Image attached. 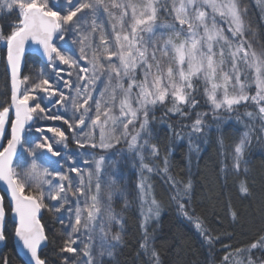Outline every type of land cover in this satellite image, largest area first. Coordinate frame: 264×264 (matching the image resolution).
Instances as JSON below:
<instances>
[{"label": "snow or ice", "instance_id": "obj_1", "mask_svg": "<svg viewBox=\"0 0 264 264\" xmlns=\"http://www.w3.org/2000/svg\"><path fill=\"white\" fill-rule=\"evenodd\" d=\"M66 3L68 10L62 14L49 6V0H0V11L5 7L9 11L19 10L18 23L10 34L5 36L0 30V41L7 45L12 80L11 104L0 107V136L5 134L6 125L11 128L7 145H0V182L6 186L9 206L15 214V237L19 246L14 251L18 264H48L40 254L42 245L49 239L39 218L44 208L54 215L67 210L71 231L59 252L77 254L74 264H109L105 257L114 256L121 239L119 234L108 238L111 226L122 224L111 207V191L107 205L101 200V173L106 164L114 167L116 162L100 156L93 157L94 171L77 166H69L67 172L52 168L51 157L63 159L65 155L55 145L63 144L67 148L69 137L59 127H36L40 135L34 144L30 143L24 133L31 131L30 122L34 119L62 120L80 149L107 150L123 140L148 173L153 168L145 162V151L153 158L159 155L158 146L150 143L145 135L153 109L170 103L169 113L186 115L185 108L191 110L198 106L197 81H203L204 95L214 115L221 109L232 112L252 102L258 108L261 130H264V50L257 53L245 38L247 25L239 0H80L75 5L73 0H66ZM161 12L170 17L168 22H159ZM104 16L110 31L105 27ZM217 17L228 24L226 31L230 36L219 26ZM73 25L72 42L79 45L78 57L71 49L55 43L57 39L64 41L65 26ZM29 42L42 49L47 66L68 89L67 94L43 72L42 78L30 88L27 87L29 77L20 78L21 57ZM57 61L67 66L68 78ZM21 85H25L23 90ZM252 85L255 94L250 95L248 89ZM48 105L60 106L65 113L71 111V117L52 113ZM13 109L14 118L10 114ZM203 115L206 114L197 113L190 138L192 133L203 131ZM245 115L250 120L257 119L253 112ZM250 139V133L245 132L234 148L236 171L240 169ZM79 155L85 157V165L90 164L86 152ZM67 159L71 161L73 157ZM161 171L168 173L167 158ZM169 181L174 189L172 199L187 216L184 199L191 191V183L172 177ZM138 188L141 227L145 230L141 248L159 264L158 253L150 251L147 234L149 221L159 215V205L154 197L150 198L151 185L142 181ZM240 191L248 193L245 183L240 184ZM70 197L75 200L74 209ZM3 201L4 197L0 196V242L7 239L3 230L6 217ZM102 208L106 211L107 226L101 217ZM56 218L62 226L65 224L62 216L56 215ZM196 227L211 241L199 220ZM80 236L87 239L82 249L74 246ZM255 249L264 250V237L248 249L237 251L238 254L247 251V264H257L252 258ZM81 253L86 260L79 258ZM228 259L226 256L225 261ZM0 264H9L8 257L0 256ZM61 264H70V258L63 257Z\"/></svg>", "mask_w": 264, "mask_h": 264}, {"label": "trees", "instance_id": "obj_2", "mask_svg": "<svg viewBox=\"0 0 264 264\" xmlns=\"http://www.w3.org/2000/svg\"><path fill=\"white\" fill-rule=\"evenodd\" d=\"M50 7L57 11L61 8L53 6V3H50ZM251 11L254 14L258 13L257 4H253ZM160 15L161 21L169 18L163 12ZM18 17V10L9 13L0 12V30L5 36L10 34L12 28L18 23ZM74 28L75 25L70 29L72 34H75ZM257 30L261 47L264 48L263 21L259 22ZM65 31L68 33L67 29ZM65 37L64 41L57 40L56 42L61 48H67L65 41L68 39V34H65ZM70 40L73 41L71 38ZM98 41L99 34L97 33L96 42ZM73 45L76 46L72 42L71 46ZM71 53L75 54L73 49ZM4 60L5 49H0V107L10 105L9 80ZM56 63L58 67L64 69L65 66L59 65L58 61ZM37 68H40V72L34 75V70ZM50 71L47 63L28 54L25 57L22 78L29 77L27 83L29 87L30 84L33 85L42 78L40 73L43 72L45 77L52 76L53 82L59 83L61 90L67 94L68 89L63 87L62 81L57 80L55 72L47 76ZM63 75L68 78L66 72ZM72 79L74 80L75 76ZM198 83L199 91L196 96L198 106L195 109L185 108L186 115L184 116L173 115L167 111L170 107L169 103L166 107L156 106L150 116L148 126L150 142L159 148V155L151 160L153 172L147 178L151 185V196L159 205V215L154 216L147 226L150 251L155 250L158 253L159 264H238L239 261L247 264V251H240L238 254L237 250H246L253 242L264 237V130H261L262 121L258 118L257 106L249 102L238 106L232 112L220 110L215 115L207 113L209 104L204 95L205 86H201L200 81ZM246 112L257 114V119L250 120L245 115ZM62 113L66 118L71 117V111L65 113L64 110ZM197 113L206 114L203 115V131L192 133L190 138L191 124L196 119ZM46 127L61 128L69 137L67 146L69 148L78 147L72 140V132L67 130V125L62 120L53 121ZM245 132L250 133L251 139L245 147L242 158L244 169L235 171L231 167L229 150L236 137L239 134L244 135ZM96 136L98 139V131ZM55 147L61 151V147ZM82 150L95 155L112 152L120 154L119 171L112 174L103 173L100 178L102 203L104 205L109 203L108 194L111 191V207L122 221L121 225L111 226L108 238L111 239L113 235L119 234L121 239L114 250V256L105 257V259L109 261V264H155L150 254L146 255L141 248L145 230L141 227L143 217L137 188L139 158L128 151L125 141L107 150L99 148ZM56 158L51 159L53 162L51 167L63 172H67L69 166L82 169L86 167L82 158L71 161L66 156L63 159ZM165 158L168 161L167 174L161 171L164 168ZM70 175L75 177L74 173ZM169 177L182 183H191V191L184 199L187 216L180 211L177 202L172 199L174 189ZM49 179L56 178L50 177ZM78 181L79 178L76 177V182ZM241 183H245L248 187L247 194L241 193ZM70 199L73 201L71 207L74 208V198L70 197ZM5 207L4 232L7 239L6 246L0 249V256H7L9 264H18L13 241L15 225L11 220L10 207L7 202H5ZM101 212L107 226L105 209L102 208ZM56 215L64 219L63 226ZM56 215L48 208L41 211L40 221L49 239L40 254L42 258L47 259L48 264H61L62 258L68 255L72 256L70 264H74L73 261H76L77 254L59 252L70 232L69 214L67 210H64ZM197 220L203 225L211 241L197 229ZM81 240L83 241L82 238ZM81 245L82 243H79L75 246L80 249ZM226 256L229 257L227 261H225ZM252 258L260 264V261L264 260V250H253Z\"/></svg>", "mask_w": 264, "mask_h": 264}, {"label": "rangeland", "instance_id": "obj_3", "mask_svg": "<svg viewBox=\"0 0 264 264\" xmlns=\"http://www.w3.org/2000/svg\"><path fill=\"white\" fill-rule=\"evenodd\" d=\"M50 1V3H52V0H49ZM80 2V0H73V4L75 5L76 3H79ZM50 3H49V6H50ZM239 3H240V7H241V9L244 11V20H245V22H246V25H247V31H246V34H245V38L246 39H248L251 43H252V45H253V49L255 50V51H257V53H260L262 50H264V48H262L261 47V41H260V36H259V34H258V30H257V27L259 26V22H261V21H263L264 22V2H261V0H239ZM253 4H257V7H258V13L257 14H254L251 10H252V6H253ZM57 6H59V7H61L60 8V11H61V13H65L67 10H68V5H67V3H66V0H56V7ZM16 10H18V9H16ZM210 11V10H209ZM1 13H9L10 11L5 7L2 11H0ZM18 12H19V10H18ZM163 15V14H162ZM168 17V16H167ZM103 19H104V21H105V27L110 31V27L108 26V23H107V17L106 16H104L103 17ZM169 19H170V17L168 18V19H165V20H163V21H159L160 23H166V22H168L169 21ZM217 20L219 21V26L220 27H222V28H224L225 29V31L227 30V27H228V24L226 23V22H224V21H222V20H220V18L219 17H217ZM261 20V21H260ZM68 30V33L65 31V34H68V39L65 41V45L67 46V48L68 49H73L74 50V52H75V56H79V45L78 44H76V46L75 45H73V46H71L72 45V41L70 40V38L71 39H74L75 38V34H72L71 32H70V29L71 28H69L68 26H65V30ZM161 31H166V30H161ZM226 34H228L229 36H230V33H227V31H226ZM66 38V37H65ZM56 42H58V41H56ZM5 47H6V43L5 42H3V41H0V49H5ZM58 66V65H57ZM61 66H65V65H61ZM40 67V66H39ZM64 69H66L67 70V66H65V67H63ZM50 73H48L47 74V76L49 75V76H51L52 74L51 73H53L54 71H53V69L52 68H50ZM66 70H65V72H66ZM33 70H31V72H32ZM34 75H36V74H38L39 72H40V68H37V69H35L34 70ZM52 77V76H51ZM35 81V80H34ZM33 81V82H34ZM199 81H197L196 83H197V85L199 84L198 83ZM200 85L201 86H204V83H203V81H200ZM32 85L30 84V86H29V88L31 87ZM199 86V85H198ZM24 87H25V85H22V90L24 89ZM248 92H249V94L250 95H253V94H255V86L254 85H252V87L251 88H249L248 89ZM40 95V94H39ZM43 95V94H42ZM42 95H40V96H42ZM196 96H198V93L196 94ZM250 104H252L253 105V103L252 102H249ZM169 103H166L165 105H162L163 107H166L167 105H168ZM207 104H209V106H208V111H207V113H209V114H212L213 113V108H212V106L210 105V103H208L207 102ZM158 106V105H157ZM254 106V105H253ZM49 109L51 110V112L52 113H56V114H61L63 111H64V109L63 108H61L60 106H58V107H55V106H53V105H49ZM221 110H225V109H221ZM220 111V110H219ZM118 114V113H117ZM55 122V121H57V120H47V119H43V118H36V119H34V121H33V123H32V127H31V131H26V133H25V139L27 140V141H29L30 143H32V144H34L35 143V141H36V139L39 137V133H37L36 131H35V129H36V127H42V128H46V126L48 125V124H50V123H52V122ZM138 125V124H137ZM139 126V125H138ZM47 135L49 136V137H51L52 136V134L51 133H47ZM146 135V137L147 138H149V140H150V132H149V129H148V133H146L145 134ZM242 136H243V134L242 135H238L237 137H236V139H235V141H234V143L232 144V146H231V148H230V150H229V158H230V162H231V167L235 170V168H234V163H235V159H234V157H235V153H234V148H235V146H236V144L237 143H239V141H240V139L242 138ZM121 142H123V140L121 141ZM120 142V143H121ZM151 143V142H150ZM116 145V144H115ZM55 146H59V147H61V151L65 154L64 155V157L66 156L67 158H68V156H72L73 157V159H80V158H82V159H85V157L84 156H80L79 155V153H81V152H86L87 154H88V156H87V158L90 160V164H88V165H86V167H84V169H89V168H91L93 171H94V162H92V160H93V157H95V158H99L100 156H105V157H107V159L109 160V161H115L116 163H115V166L114 167H112V166H109L108 164H106L105 165V167H104V169H103V171H102V173H101V176H100V178L103 176V173L105 174H112V173H114V172H118L119 171V158H120V154L119 153H114V152H112V153H108V154H103V155H95V154H93L92 152H88V151H84V150H82V149H80V148H69L68 146H67V148H65L64 147V145L63 144H59V145H55ZM25 155V157L27 156V154L25 153L24 154ZM144 155H145V162L147 163V164H149L152 168H153V164L151 163V160H153V157L151 156V154H150V152H148V151H145V153H144ZM56 157H53V159L52 160H54ZM58 158V157H57ZM56 158V159H57ZM79 161V160H78ZM244 168H243V164H242V160H241V162H240V169L239 170H243ZM139 172H138V182H137V188H138V185L142 182V181H144L146 184H148L149 185V183H148V181H147V178H148V176L151 174V173H148L146 170H143L142 168H141V165H140V167H139ZM236 171V170H235ZM94 184H95V176L93 177V191L95 190L94 189ZM138 191H139V188H138ZM150 198H152V196L150 197ZM139 199H140V193H139ZM50 203H52V202H50ZM74 207H75V200H74ZM74 209V208H73ZM42 211V210H41ZM69 216V215H68ZM101 217H102V219H103V214H102V212H101ZM72 219H73V221H74V216L72 217ZM70 231H71V229H70ZM73 238H76L75 236L73 237ZM81 238L83 239V241L81 240ZM84 242H87V239H86V237L85 236H80V238H79V240H78V242H77V244L76 245H78L79 243H82V245H81V247L83 248V243ZM75 246V245H74ZM76 247V246H75ZM82 248H80V249H82ZM74 255V254H73ZM67 257H69L70 258V261L72 260V256H67ZM79 258H81V260H86V258L85 257H83L82 256V253L80 254V257ZM76 259H77V256H76ZM73 262H75V260L73 261Z\"/></svg>", "mask_w": 264, "mask_h": 264}, {"label": "water", "instance_id": "obj_4", "mask_svg": "<svg viewBox=\"0 0 264 264\" xmlns=\"http://www.w3.org/2000/svg\"><path fill=\"white\" fill-rule=\"evenodd\" d=\"M53 4L56 5V0H53ZM56 41L57 40H55V42ZM28 54L34 55V56L40 58L44 63H47L46 57L43 56L42 49H39V46L38 45L31 44V42L27 43L25 45V52H24L23 56L21 57L20 78H22V75H23V72H24V68H25V57ZM4 63H5V70H6V73H7V76H8V80H9V92H10V104H11L12 80H11V71H10V69L8 67V64H7V45L5 47V60H4ZM20 87L22 89V85ZM10 114L14 118V115H15L14 109L11 111ZM32 123H33V121L30 122L31 125H32ZM7 131H8V139H10V137H11V128H10V125H6V132ZM6 132H5V134L3 136H0V145H4V143H5V140H6V138H5ZM25 133H24V135H25ZM6 145H7V143L4 146H6ZM0 150H2V148H0ZM52 158L53 157H51V159ZM0 196L5 197L6 200L8 201V203H9V205H10V195L7 194V192H6V186L3 185L2 182H0ZM3 203H4V201H3ZM40 214H39V217H40ZM14 216H15V214L11 211V218H12L13 222L15 223ZM4 225H5V221H4ZM4 225H3V229H4ZM4 244H5V241L4 242H0V248L3 247ZM18 246H19V241L15 237V232H14V247L17 248ZM45 246L46 245H42L41 251L45 248Z\"/></svg>", "mask_w": 264, "mask_h": 264}, {"label": "flooded vegetation", "instance_id": "obj_5", "mask_svg": "<svg viewBox=\"0 0 264 264\" xmlns=\"http://www.w3.org/2000/svg\"><path fill=\"white\" fill-rule=\"evenodd\" d=\"M5 138H6V140H5V143H4V145L7 143V141H8V131L6 132V135H5ZM5 202H7L8 203V201L6 200V198L4 197V205H5ZM8 206H9V203H8ZM10 207V206H9ZM41 215V214H40ZM10 217H11V208H10ZM40 218V217H39ZM11 220H12V218H11ZM5 221H6V218H5ZM13 221V220H12ZM14 223V222H13ZM14 225H15V223H14ZM5 226V225H4ZM4 230V229H3ZM13 241H14V238H13ZM5 245V244H4ZM4 247V246H3ZM3 247H1V248H3ZM0 248V249H1Z\"/></svg>", "mask_w": 264, "mask_h": 264}]
</instances>
